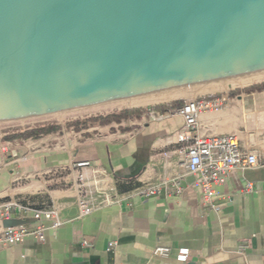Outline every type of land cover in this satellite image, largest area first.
Instances as JSON below:
<instances>
[{"label": "crops", "instance_id": "1", "mask_svg": "<svg viewBox=\"0 0 264 264\" xmlns=\"http://www.w3.org/2000/svg\"><path fill=\"white\" fill-rule=\"evenodd\" d=\"M183 125L179 115L146 123L89 122L80 130L62 127L37 138L0 140V204L17 200L29 207L13 208L10 218L0 220V232L7 224H33L32 209L46 199L62 205L66 220L47 229L42 241L29 237L0 245V264H264V89L230 95L223 110L200 116L204 134L237 133L242 148L260 160L217 186L215 209L204 207L174 152ZM80 161L92 162L115 188L182 175L186 189L154 197L119 192L118 199L78 218L73 167ZM248 182L256 189L245 193ZM110 242H116L112 249ZM241 245H247L244 252ZM158 246L170 247L171 254L154 256ZM183 247L191 252L187 262L177 259Z\"/></svg>", "mask_w": 264, "mask_h": 264}, {"label": "water", "instance_id": "2", "mask_svg": "<svg viewBox=\"0 0 264 264\" xmlns=\"http://www.w3.org/2000/svg\"><path fill=\"white\" fill-rule=\"evenodd\" d=\"M259 76L264 0H0V126Z\"/></svg>", "mask_w": 264, "mask_h": 264}, {"label": "built area", "instance_id": "3", "mask_svg": "<svg viewBox=\"0 0 264 264\" xmlns=\"http://www.w3.org/2000/svg\"><path fill=\"white\" fill-rule=\"evenodd\" d=\"M229 101L230 94L228 92L200 94L188 98L182 104L168 102L163 107L159 105L148 106L142 116L144 123L164 120L175 115L183 117L184 125L176 132L180 146L174 152L178 154L181 165L186 169V174L193 178L192 186L200 190L202 203L206 209L217 208L218 191L216 188L223 184L232 172L238 168L247 169L260 165L257 152L244 150L237 133L207 135L201 131L200 116L223 110ZM73 168L77 169V180L79 178L99 177L100 174H104L90 161L76 162ZM79 168L83 170L78 171ZM185 189L182 175H164L157 180L134 187L126 195L140 197L182 195ZM255 189V185L248 182L243 187V192L249 193ZM116 199H118V195L106 203H111ZM80 201L82 203V200ZM100 205L82 210L77 217L80 218L90 213ZM13 208L29 209V207L22 206L16 201L1 203L0 220L10 218ZM32 210L35 222L5 227L0 232V245L22 243L29 237L42 241L45 239L47 229L56 230L66 222L61 207L56 203L45 204L41 208ZM83 245L89 246L90 244L84 241ZM115 245L116 242H110L109 249L114 248ZM246 248L247 245H241L240 251L244 252ZM153 254L165 258L171 254V248L158 246ZM190 254L189 248H180L177 252V259L181 262H187Z\"/></svg>", "mask_w": 264, "mask_h": 264}, {"label": "rangeland", "instance_id": "4", "mask_svg": "<svg viewBox=\"0 0 264 264\" xmlns=\"http://www.w3.org/2000/svg\"><path fill=\"white\" fill-rule=\"evenodd\" d=\"M263 83L264 82H260V83H254L252 85L245 86V87H235V88L229 89L227 91H221V92H228L230 95H236L237 93H239L243 90L250 89L254 86H258V85H261ZM190 95L191 94H181L169 102H173V104H177V102H179V101L184 102L185 100L190 98ZM167 104H168V102L158 104V105L160 107H163V106H166ZM148 106H151V105L134 107V108H127V107L113 108L111 110L93 112V113H78V114L68 113V114L64 115V118L62 121L57 120L55 117H47V118L27 121L24 124L23 123H16V124H11V125L0 126V140H3L4 137H7L10 135L19 133V132H23L27 129H32V128H36V127H40V126L48 125V124L61 125V128L63 127L64 129H66V125L68 123H71L74 121H86V120H89L90 118H94V117L117 114V113H120V112L127 110V109L132 110L134 112L136 111L138 113H134L133 115H131L129 117L122 118L120 121H111V122L120 123V122H124L128 119L142 120V116H143V114L146 111V108ZM91 123H93V122H91ZM82 170L83 169L79 168L78 171H82ZM77 188L79 191L78 196L76 197V200H75V203L77 206V215L82 210H86L87 208H91L95 205H100V204L106 203L112 199H115L116 196L119 194V192H121L119 190V186H117V188H115L111 184L109 185L108 182H106V180H104V177H93V178H88V179H80L79 178L77 181ZM117 189H118V191H117ZM80 200H82V203ZM16 202H18L20 205H21V203H23V202H21V201L19 202L17 200H16ZM52 203L58 204L61 207L62 214H63L62 205L57 203V202H51L48 199L45 200L44 204H42L41 206H38L36 208H41L45 204H52Z\"/></svg>", "mask_w": 264, "mask_h": 264}, {"label": "bare ground", "instance_id": "5", "mask_svg": "<svg viewBox=\"0 0 264 264\" xmlns=\"http://www.w3.org/2000/svg\"><path fill=\"white\" fill-rule=\"evenodd\" d=\"M260 82H264V76H259V77H254V78H249V79H244V80H239V81H233V82H228V83H223V84H218V85H213V86H208V87H202V88H197V89H192V90H187V91H182V92H176V93H171V94H166V95H161V96H156V97H150V98L125 102V103H119V104H114V105H109V106H104V107H99V108H93V109H88V110H83V111H78V112H73V113H76V114L93 113V112L107 111L113 108H121V107L134 108V107H141V106H147V105H158V104L169 102L181 94H191L192 96L190 95V97H193L198 94L215 93V92L218 93L221 91H227L235 87H245V86H249L254 83H260ZM64 115L65 114L52 116V117H55L57 120L62 121L64 118ZM21 123L24 124L25 122H21Z\"/></svg>", "mask_w": 264, "mask_h": 264}, {"label": "trees", "instance_id": "6", "mask_svg": "<svg viewBox=\"0 0 264 264\" xmlns=\"http://www.w3.org/2000/svg\"><path fill=\"white\" fill-rule=\"evenodd\" d=\"M263 89H264V83L261 85H258V86H254L250 89L243 90V91H247V92L256 91V90L261 91ZM182 103H183L182 101L177 102V104H182ZM134 113H138V112H136V111L134 112L132 110L127 109V110H124V111L117 113V114L94 117V118H90L89 120H86V121H74V122L68 123L66 125V128H68V129L74 128L76 130H80L81 128L86 127L89 122H97V121L102 123V124H108L111 121H120L122 118L129 117V116L133 115ZM60 128H61V125L48 124V125H43V126L32 128V129H27L23 132H19V133L4 137V139H14L16 137H22V138L35 137V138H37L43 134H47V133L56 131ZM133 188H134L133 184H119V190L121 192H127V191L132 190Z\"/></svg>", "mask_w": 264, "mask_h": 264}]
</instances>
